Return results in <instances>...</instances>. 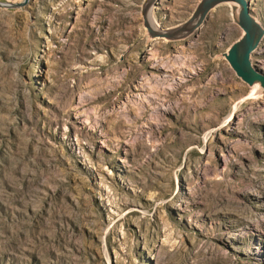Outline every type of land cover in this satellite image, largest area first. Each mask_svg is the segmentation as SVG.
<instances>
[{
  "label": "rangeland",
  "instance_id": "obj_1",
  "mask_svg": "<svg viewBox=\"0 0 264 264\" xmlns=\"http://www.w3.org/2000/svg\"><path fill=\"white\" fill-rule=\"evenodd\" d=\"M143 1L0 8V264H264V94L223 57L243 32L223 4L150 40Z\"/></svg>",
  "mask_w": 264,
  "mask_h": 264
},
{
  "label": "water",
  "instance_id": "obj_2",
  "mask_svg": "<svg viewBox=\"0 0 264 264\" xmlns=\"http://www.w3.org/2000/svg\"><path fill=\"white\" fill-rule=\"evenodd\" d=\"M30 0L19 3L0 2L6 10L21 9ZM159 0H144L141 5L142 25L150 40L163 39L168 42L185 40L193 35L205 22L208 14L220 5L231 7L233 20L242 30L241 37L232 43L223 54L235 75L251 88H259L264 94V74L251 63V57L264 36V28L251 15L247 0H199L192 14L183 22L171 27H162L154 18Z\"/></svg>",
  "mask_w": 264,
  "mask_h": 264
},
{
  "label": "bare ground",
  "instance_id": "obj_3",
  "mask_svg": "<svg viewBox=\"0 0 264 264\" xmlns=\"http://www.w3.org/2000/svg\"><path fill=\"white\" fill-rule=\"evenodd\" d=\"M253 89L259 91V88H253Z\"/></svg>",
  "mask_w": 264,
  "mask_h": 264
}]
</instances>
